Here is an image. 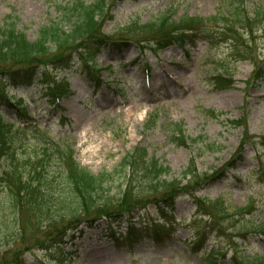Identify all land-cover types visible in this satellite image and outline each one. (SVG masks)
I'll list each match as a JSON object with an SVG mask.
<instances>
[{
    "label": "rangeland",
    "instance_id": "rangeland-1",
    "mask_svg": "<svg viewBox=\"0 0 264 264\" xmlns=\"http://www.w3.org/2000/svg\"><path fill=\"white\" fill-rule=\"evenodd\" d=\"M224 1L119 2L109 9L112 19L106 20L102 31L109 38L128 43L119 49L103 48L95 56V65L107 83L97 92L87 78L73 71L59 75L67 80L66 90L58 100L46 90L47 85L9 89L7 96L27 105L29 117L47 131V136L75 138L76 160L92 174L109 173L134 148L146 147L150 158L170 168L168 178H178L191 160L202 177L206 174L207 179L221 178L204 190L196 188L191 192L189 188L194 197L206 201V206L221 198L229 214L244 207L249 209L244 219L231 217L221 223L224 231L220 233L219 224L212 226L207 216L195 215L194 198L185 195L177 201L178 220L169 229L172 236L156 242L144 239L123 242L120 246L112 238L103 237L108 230L105 221L99 220L75 242L78 256L71 258L76 259L74 264H211L208 251L213 248L219 250L216 264H233L230 260L233 252L250 264H264V235L258 232L259 227H264V81L258 84L254 80L256 69L264 74V23H232L233 28L224 21L208 23L202 29L204 35L212 38L219 25L217 36L232 40H222L217 47H210L204 39L192 49L189 45L184 50L172 45L157 53L144 54H140L134 42L128 41L129 33L125 30L134 22L143 25L166 13H173L175 21L190 17L220 18ZM71 2L0 0V27L12 23L33 41L41 26L64 20L60 8L70 6ZM242 10L251 17L264 11V0H245ZM228 30L236 36L228 34ZM188 31L189 27L185 29L187 36ZM151 37L154 36L147 38ZM241 51L250 52V61H245ZM217 74H223L226 82L214 88ZM4 109L5 122L17 120L11 108ZM153 116L156 127L148 129ZM20 123L17 120V125ZM178 128L186 138L195 139L196 144L177 146L172 134ZM119 185L116 180L113 192L119 190ZM9 215L0 212V221L7 223L0 224V235L11 224ZM132 217L137 226L140 219L158 218L152 205L146 211L134 212ZM118 221L122 227L116 232L124 233L128 225L126 217ZM238 222L246 233L242 238L237 236ZM205 224L211 225L210 231L203 229ZM201 230L202 236L206 234L204 246L196 254L192 250L193 236ZM2 249L7 246L0 239ZM71 253L63 245L52 250L35 247L22 255L27 264H66L69 260H61Z\"/></svg>",
    "mask_w": 264,
    "mask_h": 264
},
{
    "label": "trees",
    "instance_id": "trees-1",
    "mask_svg": "<svg viewBox=\"0 0 264 264\" xmlns=\"http://www.w3.org/2000/svg\"><path fill=\"white\" fill-rule=\"evenodd\" d=\"M119 1L122 0H91L89 3L74 0L67 9L61 8L64 20L41 26L33 41H28L12 23L0 27L1 104L7 100V85L29 84L38 77L40 82L51 80L56 84V73L69 70L78 63L82 73L92 79L93 72L98 73L93 63L95 55L108 44L102 25L112 18L109 9ZM244 2L224 1V10L219 15L222 21L213 18L208 23L224 21L231 27L232 23H264L262 11L251 17L245 16ZM197 22H201L200 19L176 23L169 14L161 15L144 25L132 23L125 29L129 33L126 37L142 48L151 47L153 42L157 46L167 45L172 40L183 43L187 38L185 29L193 28ZM218 30L219 25L212 38L207 35L212 42L215 39L232 40L222 35L218 37ZM227 33L236 36L231 30ZM241 52L243 58H249V51ZM223 76L217 75L215 87L226 82ZM20 113L26 115L24 110ZM3 116L0 109V212L10 213L11 229L6 226L0 235L7 246L0 251V264H26L22 252L35 247L55 249L67 238L73 241L80 237L83 233L79 229L81 225L90 228L101 219L108 220L107 227L111 229L118 219L130 216L134 210L148 204L155 206L164 223H145L139 231L153 229V236L158 238L167 225L174 222L176 200L191 194L208 180L206 174L203 177L198 174L192 160L178 178H168L170 168L150 158L146 147L133 149L111 172L93 175L73 159L72 145L67 139L53 140L36 124L23 123L17 127L15 123L4 122ZM172 140L177 146L196 144L195 140L186 138L180 128L174 131ZM116 180L121 185L113 192ZM183 180H186L185 185H181ZM189 188H192L191 192ZM197 210L202 212V206L197 204ZM228 210L222 203L216 204L209 215L211 221L221 224L246 211L237 209L229 214ZM0 224L7 223L1 220ZM241 228L244 226L238 227L237 231ZM259 230L264 228L259 227ZM237 259L234 258L235 262L249 264L245 258Z\"/></svg>",
    "mask_w": 264,
    "mask_h": 264
}]
</instances>
